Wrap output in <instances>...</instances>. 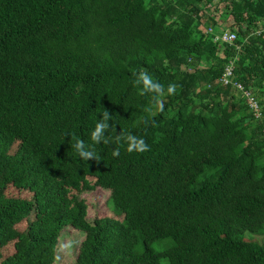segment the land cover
<instances>
[{
  "label": "trees",
  "instance_id": "16d2710c",
  "mask_svg": "<svg viewBox=\"0 0 264 264\" xmlns=\"http://www.w3.org/2000/svg\"><path fill=\"white\" fill-rule=\"evenodd\" d=\"M0 127V264H53L68 225L76 264H264V0H0ZM98 187L116 218L89 220Z\"/></svg>",
  "mask_w": 264,
  "mask_h": 264
},
{
  "label": "rangeland",
  "instance_id": "374dc122",
  "mask_svg": "<svg viewBox=\"0 0 264 264\" xmlns=\"http://www.w3.org/2000/svg\"><path fill=\"white\" fill-rule=\"evenodd\" d=\"M1 131V127H0ZM17 148L15 144L11 151L14 152ZM47 191L53 193L57 199L62 202L64 206H70L73 203V195L75 191L73 189H60L57 185H49ZM7 193L10 196H20L26 198H32L33 195L29 191H18L14 187H9ZM88 204V218L93 220L95 217L102 216H112L116 218L115 211L109 205L108 198L110 196V191L105 190L101 187L96 188L90 192H84L81 195ZM36 205H38L36 211L30 214L29 219L35 220L44 227H48L52 224L51 212L46 211V205L44 202V196L42 195L35 200ZM122 218V217H120ZM29 219L21 222L18 227L19 229H26L29 226ZM245 239H250L253 241L263 242L264 235L254 234L251 232H246ZM85 238V232L81 229L74 228L72 226H66L61 231L59 242L57 246V256L56 261L53 264H76V258L79 253L80 245ZM160 243H156V246H159ZM14 252V245L11 243L4 248V255L7 256ZM165 258L161 259V264H167Z\"/></svg>",
  "mask_w": 264,
  "mask_h": 264
},
{
  "label": "built area",
  "instance_id": "2783aa9c",
  "mask_svg": "<svg viewBox=\"0 0 264 264\" xmlns=\"http://www.w3.org/2000/svg\"><path fill=\"white\" fill-rule=\"evenodd\" d=\"M226 24H222V27H225ZM207 32H213L214 28L213 26H209L206 29ZM238 37V34L233 31H228V30H223L222 33L216 34L215 35V41H222V43L226 44H232ZM239 47V46H238ZM234 60H232L225 68L224 73L221 76V79L225 84L232 83L236 89L239 91L243 92V95L246 97V100L249 104L250 107H252L255 111V114L257 116H260L261 114V109L259 106V102L257 98L253 95V93L246 89L243 85V83L239 82L238 80L235 79V66H234Z\"/></svg>",
  "mask_w": 264,
  "mask_h": 264
},
{
  "label": "clouds",
  "instance_id": "9594fccd",
  "mask_svg": "<svg viewBox=\"0 0 264 264\" xmlns=\"http://www.w3.org/2000/svg\"><path fill=\"white\" fill-rule=\"evenodd\" d=\"M142 79L144 80L146 87H150V88L158 87L157 85H155V84L153 83L152 79H150L148 76L142 74ZM175 89H176V85L173 84V85H171V86L169 87L168 91H169V92H173V91H175ZM101 128H102V125H98V126H97L96 131L93 133V137H94V138H97V139H98V138L100 137ZM132 139H133V141H134V138H132ZM147 147H148V146L144 145L142 142H140V143H135V142H133L132 144L129 145V151H131L133 148H138L139 150L143 151V150H145ZM115 154H118V151H117V153H115ZM81 155H85V154L81 153ZM86 155H91V153H88V154H86Z\"/></svg>",
  "mask_w": 264,
  "mask_h": 264
}]
</instances>
